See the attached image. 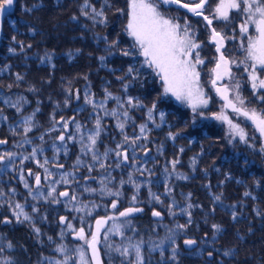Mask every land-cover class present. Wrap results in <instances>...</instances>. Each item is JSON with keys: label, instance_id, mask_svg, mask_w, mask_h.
Here are the masks:
<instances>
[{"label": "trees", "instance_id": "16d2710c", "mask_svg": "<svg viewBox=\"0 0 264 264\" xmlns=\"http://www.w3.org/2000/svg\"><path fill=\"white\" fill-rule=\"evenodd\" d=\"M128 4L15 0L13 10L1 15L0 141L5 143H0V155H15L0 162V264L5 259L10 264H55L66 257L67 264H80L76 250L83 247L86 258L90 254L76 231L84 227L90 235L95 220L126 208L143 212L114 218L105 230L119 226V232L109 233L114 246L140 243L143 264H264V151L255 143L230 144L219 124L203 118L216 108L197 109L203 116L193 113L187 103L164 93L152 69L141 67L144 58L138 50L122 55L134 43L126 31ZM93 7L103 16L93 18ZM113 41L118 43L113 46ZM129 66L138 73L126 75ZM86 94L95 107L86 103ZM128 97L140 106H129ZM18 98H23L19 111L11 106ZM113 109L117 116L105 115ZM125 110L128 118L122 115ZM28 117L31 129L25 132ZM97 118L102 130L91 145L87 138ZM118 123H124L123 130ZM142 124L147 126L143 134ZM169 132L178 135L172 139ZM136 137L140 139L133 145ZM117 151L122 155L117 157ZM173 161L178 162L173 166ZM34 174L43 176V184L31 179ZM65 174L69 183H53ZM64 191L69 197L59 196ZM73 194L75 201L70 200ZM17 203L30 220L17 222ZM188 239L197 246L185 249ZM60 246L66 251L58 252ZM100 252L104 264H136L135 251L121 256L101 243Z\"/></svg>", "mask_w": 264, "mask_h": 264}, {"label": "snow or ice", "instance_id": "6c2138e0", "mask_svg": "<svg viewBox=\"0 0 264 264\" xmlns=\"http://www.w3.org/2000/svg\"><path fill=\"white\" fill-rule=\"evenodd\" d=\"M163 4H177L181 7L187 9L189 12L193 13L195 16L203 17V20L206 21L208 26H211L213 21L209 19L208 16H205L203 10L207 3V0H199V3H196L195 0H192L191 3H183L181 4V0H161ZM14 4V0H0V15H3L6 11L10 10ZM85 6L88 5V0H85ZM230 10H238L242 12L245 16L244 22L240 25L241 34H246L249 31V25H255L256 32L258 35L256 37H248L247 38V57L246 60H250L251 64H247L246 61H240V64L244 65V71L248 73L249 80L251 81V87L254 90V94L258 96V98L264 102V96H260L256 90H264V79L260 78L257 74L259 71H264V0H220V3L216 6V19H222L227 21L229 19V11ZM83 11V9H82ZM92 13L94 14L93 18L96 16H103V11L97 12L96 9L92 8ZM85 16L89 15L88 12H83ZM103 22V21H102ZM126 31L130 37L133 38V45L131 50H124L122 55L129 56L134 55L138 50L139 55L144 58L143 66H147L153 70L156 76L160 78V81L163 84V91L165 94L171 93L176 100L185 102L190 105L193 113H197V109L200 107H206L209 103V100L205 97V93L202 91L200 86V72L197 70L198 65L204 64V60L200 58L199 49L201 48V44L197 43L194 38V33L191 29V25L187 21L183 25L178 22H174L173 19L166 18L159 10L158 5L153 2V0H129L128 4V22L126 25ZM15 39V37H13ZM225 37L221 35L220 32L216 31L215 28L211 29V40L215 42L217 47V52H220L221 46L223 44ZM118 42L113 41L112 44L115 46ZM9 51H14L13 49H9ZM50 59V57H49ZM104 57H101L103 60ZM235 63V61L228 60L222 52H220L219 59L216 62L215 68L211 71L215 73V78L212 79L211 83L215 86L217 80L223 79L225 76L231 78V68L230 64ZM251 69V71H249ZM139 69H136L133 66H129L126 75H132L134 72L138 73ZM19 78V77H18ZM125 89L127 85L124 86ZM235 89L237 90V94L235 96L234 102L229 98L228 92L229 88L225 86L224 88H216L217 93H219L222 98L226 101L225 107H230L234 112L239 115H243L245 118L250 119L255 129L260 133L261 137H264V116L258 114L254 109L247 110L243 108L245 101L242 99L238 93L239 82L237 81L235 84ZM111 97V93H108L105 97V100ZM23 98H18L14 104H11L12 107H17ZM86 103L93 104L95 107V102L93 99L89 98L86 94L85 96ZM237 102L241 105V107H237ZM5 103H9V101L5 100ZM126 103L131 107L140 106V101L133 100L132 97H128ZM103 105V101L101 102V106ZM156 108V104H153L152 108L149 109V120H153V111ZM19 111V108L17 107ZM198 115L203 116V112L197 113ZM105 115L117 116L118 112L116 109H113L111 112H106ZM122 115L125 118H128L127 110L123 111ZM160 119L163 122L165 114L163 112L159 113ZM213 116L217 120H221L226 122L229 126V135L232 138L238 137L241 141L247 142V133L246 131L240 127L239 124L233 123L231 119L228 118L223 112L214 113ZM31 117H28L24 120L25 128L24 131L28 132L31 129ZM121 130L124 129V123H118L117 125ZM80 125L77 124V131L80 130ZM146 124H142L140 126V132L143 134L146 130ZM159 127V125H157ZM101 122L100 119L96 120V128L91 135L88 136V140L91 145H95L97 142V138L101 132ZM169 137L175 139L178 135L177 133H168ZM70 139L72 137H69ZM43 139V137H41ZM61 141L65 139L63 135L59 137ZM140 139V137H136L131 141L134 145L136 140ZM129 138L125 136V142H128ZM30 142V141H26ZM0 143H5V141H0ZM121 145L118 144L117 148H120ZM262 151H264V145H262ZM59 151V149H57ZM183 151V149H181ZM36 154V149L33 150L32 155ZM14 153H5L0 155V162H4L7 158L14 156ZM107 156V150L104 153ZM122 153L117 151L116 156H121ZM28 157H25L27 159ZM93 160L98 161L99 156L95 153L93 154ZM123 160H128L127 151L125 150L123 153ZM47 162V161H45ZM178 161H173V166ZM193 164H195V160L193 159ZM104 167L103 164L100 165ZM119 166V165H117ZM43 167V165H41ZM60 167H63L60 165ZM89 170L91 171V166H89ZM47 172L48 170L45 169ZM50 175V173H49ZM186 178V177H183ZM47 179V177H45ZM69 183L67 179V174L61 177V180L53 181V183ZM103 183V182H102ZM36 184H40V176L36 175ZM25 188H28L29 185L25 183ZM103 190V189H102ZM85 191H95V189H85ZM55 192L53 188L52 191L48 193V196H51L52 193ZM31 194V193H30ZM111 194V193H109ZM42 195V194H41ZM115 195H119V192L115 193ZM248 195V193H245ZM59 196L69 197V193L67 191L60 192ZM157 200L159 197H155ZM33 199H39V196H34ZM47 199V197H45ZM135 199V197H133ZM216 200H219L220 197L216 196ZM71 201L76 200V196L73 194L70 197ZM54 203H59L58 200H54ZM85 207H87L85 205ZM93 207H97L94 205ZM191 207V205H189ZM112 208H116V203H112ZM14 215L17 219V222H23L21 217L24 220H30L31 217L24 211V207L17 203L14 206ZM33 211H36L33 208ZM77 211H84V208H78ZM140 211L137 208H128L124 211L120 212L119 215L121 217H127L130 213ZM154 216H160L159 212H153ZM235 216V213L233 214ZM114 217H101L97 219L95 222V231H92L90 234V238L85 235L84 227H81L78 231H76V235L84 241L85 245L88 249L91 250V257L86 258V253L83 247L77 249L76 251L79 253L80 264H102L98 245L101 243L107 249H113L121 254V256H126L129 254V249H134L136 255V264H143V257L141 255V247L140 243L137 244H129L128 246H114L112 243H109L110 232H119L120 228L118 225H114L112 228L105 230L103 234V241L101 240V228L108 220H112ZM61 222L65 221V217L60 218ZM5 222H8L7 219ZM67 227L72 228L71 224H68ZM178 227H184L183 225H178ZM214 228L218 229L217 225H213ZM39 232V229H36ZM122 234V233H121ZM168 239H172V237H168ZM163 241H161V244ZM184 243L186 245H192L196 242L194 240H185ZM158 246V245H157ZM7 247L12 248L13 245L8 243ZM3 249L0 248V252ZM58 252H65L66 249L63 246L57 248ZM173 254L175 255V249H173ZM229 253H225L228 255ZM211 255V253H209ZM68 257L65 258L64 261H56L55 264H67ZM2 264H10V261L3 260Z\"/></svg>", "mask_w": 264, "mask_h": 264}, {"label": "rangeland", "instance_id": "374dc122", "mask_svg": "<svg viewBox=\"0 0 264 264\" xmlns=\"http://www.w3.org/2000/svg\"><path fill=\"white\" fill-rule=\"evenodd\" d=\"M154 3H156L158 5V10L166 17V18H170V19H173L174 22H178L179 24L182 25V23L184 24L185 21H187L189 23V25H191V29L193 31V33H196L200 27L198 26L197 27V24H195V26H193L194 24L192 23L193 20L192 19H189V20H186V17H185V12L184 11H181L179 9H176L174 7H171V6H165L161 1L159 0H153ZM220 3V0H211V3H210V10L209 12L212 10L211 13H204L205 16H208L207 14H211L209 17V19H211V16L214 17V20H216L218 23H219V26H220V31L223 33V35H225L226 33H230L231 34V31H232V22H229V19L231 17V11H229V19L227 21L225 20H222V19H216L215 16H216V12H215V8L216 6ZM203 18V17H202ZM3 17L0 15V38H1V34H2V23H3ZM213 21V20H212ZM128 22V20H127ZM198 33V32H197ZM221 33V34H222ZM209 36H210V32H209ZM225 37V41H227V45L226 47H230L232 46L233 44V38L230 36H224ZM210 40H211V36H210ZM247 43V40L246 38L244 39V44ZM215 45V44H214ZM245 47V45H244ZM205 49V46L202 47L199 49V51ZM227 55H229L232 59V61H235L232 57V55H230L228 52H227ZM216 56H213V58L211 59V61L213 62L214 66L213 68L215 67L216 65V61H217V57L215 58ZM247 57V55H246ZM246 57H245V61L246 62H249L250 60H246ZM201 58V56H200ZM215 59V60H214ZM204 60V59H203ZM230 60V59H229ZM231 61V60H230ZM239 62V60L237 61ZM233 66H234V70H233ZM203 67H204V64H203ZM242 68L244 70V65L243 64H237V63H231V78L228 77V76H225L223 79H221L220 81H217L216 85L214 86L211 81L212 79H214V74L213 72L211 71L212 69H210V71H207V68L204 67L205 71L201 68H199L197 66V70L200 72V86L202 88V91L205 93V97L209 100V103L206 107L208 108H212L213 110L216 108L215 111H211L209 112L208 114L204 115L203 118L205 119H208L212 122H216L217 124H219L223 129H224V132H225V138L228 140V142L230 144H237L238 142H243V143H246V144H251V145H254V143H257V139L255 137L258 136V133L256 131V129L253 127L251 121L247 120L244 116L242 115H239L237 114L236 112H234L232 109H229L227 107H225L222 99H220L216 94H215V87H218V88H224L225 86H227L229 88V92L228 94L230 95L231 99L235 101V96L237 94V90L235 89V84L236 82L238 81L240 83V77H239V74H240V71ZM203 70V71H201ZM249 71H251V69H249ZM206 74V75H205ZM201 77H202V81H201ZM247 81H250L249 80V77H247L243 83L246 84ZM238 93L240 95V97L243 99L242 95H241V84H239V89H238ZM170 96H172L175 100L176 98L171 94L169 93ZM214 98L217 99L218 101V104H214ZM177 102H181V101H178L176 100ZM248 103V104H247ZM247 103L245 102L244 105L242 106L243 108H247V110H252L254 109L258 114L264 116V102L260 101L259 103L261 104V106L259 105V103H255V104H258V106H251L249 104V102L247 101ZM189 105V104H188ZM190 106V105H189ZM237 107H241V105L237 102ZM200 108H204V107H200ZM198 108V109H200ZM223 112L225 115L228 116L229 119H231L233 121V123L235 124H239L241 128H243L246 133H247V142L245 141H241L238 137H235V138H232L230 135H229V126L226 122H223L221 120H217L215 119V117L213 116L214 113H221ZM249 122H247V121ZM67 124V123H66ZM64 134V132H63ZM148 151V150H146ZM146 151H144V154L146 153ZM55 167H58L57 164H54ZM36 175L37 174H34L33 177H31V179L33 181H36ZM41 178V183L43 184V176L42 175H39ZM117 205V203H116ZM140 209V211H137L136 213H139V212H143V209L142 208H138ZM111 217H114V218H122L120 215H119V212H117V210H111V214H110ZM111 221V220H109ZM107 227H105L101 232V234H104V231ZM85 235L90 238V235H88L86 232H85ZM76 238L79 240L80 238L76 235ZM81 240V239H80ZM83 243L84 241L81 240ZM134 244H137V242H134ZM133 244V245H134ZM129 252H133L134 253V249H129Z\"/></svg>", "mask_w": 264, "mask_h": 264}, {"label": "flooded vegetation", "instance_id": "af4514ba", "mask_svg": "<svg viewBox=\"0 0 264 264\" xmlns=\"http://www.w3.org/2000/svg\"><path fill=\"white\" fill-rule=\"evenodd\" d=\"M185 3H191L192 0H181ZM196 3H199V0H195ZM210 3L211 0L208 1V3L205 5V8L203 10V13H211L212 10L209 12L210 8ZM180 10V9H179ZM182 11V10H181ZM185 12V11H184ZM208 16H210L211 14H207ZM185 17L186 20L192 19L193 20V26H195V24H197V27L199 26L200 29L197 31L198 34L194 37L196 42L201 44L202 47L205 46V49L199 51L200 52V56L201 59H204V67L207 68V71H210V69H213V62L211 61V59L213 58V56L217 57V53L215 50V45L213 44V48L212 50H210L209 44H211L210 42V36H211V29L210 27L206 24V21L203 20V18L200 17H196L193 16L191 14H188L185 12ZM211 19L213 20V28L216 29V31L222 33L220 30V26L219 23L214 20V17L211 16ZM245 16L242 12L238 11V10H232L231 11V17L229 19V22H232L231 26H232V31L231 34L230 33H226L225 35L230 36L233 38V44L230 47H226L224 52L227 55V52L232 55L233 58H235V63L240 64V61H245V57L247 55L246 49H247V43L244 44V39L248 37H256L258 35V33L256 32V28L255 25H249V31L246 34H241L240 32V25L244 22ZM209 32H210V36H209ZM223 34V33H222ZM224 35V36H225ZM245 45V47H244ZM215 57V58H216ZM227 57L232 61L231 57L229 55H227ZM215 60V59H214ZM239 60V62H237ZM247 64H251V61L246 62ZM202 64V69L205 71ZM240 83L241 84V95L244 99V101L247 103V101L249 102V104L253 107L258 106V104H255L256 102L259 103L261 100L258 98L257 95L254 94V90L251 87V81H247L246 84L243 83L244 80L248 77V73L245 72L242 68H240ZM233 70H234V66H233ZM258 76L262 79H264V71H259L257 72ZM201 81H202V77H201ZM258 92V94L260 96H264V90H256ZM248 104V103H247ZM259 105L261 106V104L259 103ZM247 109V108H246ZM247 119V118H246ZM247 121V120H246ZM249 122V121H247ZM250 123V122H249ZM251 124V123H250ZM254 127V126H253ZM255 128V127H254ZM257 131V130H256ZM258 136L255 137L257 139V143H255L258 148H262V145H264V137H261L260 133L257 131ZM128 209V208H126ZM138 209V208H137ZM116 210V209H113ZM124 211V210H122ZM136 213V212H135ZM110 216V215H108ZM107 216V217H108ZM111 221L108 220V224L106 227H108L109 223ZM102 237V234H101Z\"/></svg>", "mask_w": 264, "mask_h": 264}, {"label": "water", "instance_id": "95a60500", "mask_svg": "<svg viewBox=\"0 0 264 264\" xmlns=\"http://www.w3.org/2000/svg\"><path fill=\"white\" fill-rule=\"evenodd\" d=\"M159 1H161V0H159ZM208 1L209 0H207V3H208ZM14 3H15V0H14ZM183 3H185V2H183V1H181V4H183ZM206 3V4H207ZM165 6H171V7H174V8H176V9H180V10H182V11H185L186 13H188V14H191V15H193V16H195L193 13H191V12H189L187 9H185V8H183V7H181L180 5H177V4H164ZM13 6H14V4H13ZM11 7V9L10 10H8V11H6L5 13H8V12H10V11H12L13 10V8L14 7ZM196 17H200V16H196ZM213 28V25H211L210 26V29H212ZM223 37H224V35L223 34H221ZM210 42L211 43H213V44H215V42H213L212 40H210ZM226 45H227V41H223V44H222V46H221V50H220V52H222L223 53V55L229 60V58L226 56V54H225V52H224V50H225V48H226ZM215 50H216V53H217V60L219 59V56H220V52H217V47H216V44H215ZM217 62V61H216ZM216 66V65H215ZM230 66V68H231V64L229 65ZM215 68V67H214ZM232 71V70H231ZM214 74V78H215V73H213ZM217 81H220V80H217ZM216 88H218V87H215V89H214V91H215V94L220 98V99H222V101H223V103H224V105H226V101L222 98V96L219 94V93H217V91H216ZM228 96H229V98L231 99V97H230V95L228 94ZM227 108H229V109H232V108H230V107H227ZM243 116V115H242ZM247 120H249V121H251L250 119H247ZM251 123H252V125L254 126V124H253V122L251 121ZM255 127V126H254ZM67 131H68V129H67ZM149 151H146V153H148ZM68 192V191H67ZM133 213H135V212H133ZM133 213H130L129 215H132ZM101 218V217H100ZM100 218H98V219H100ZM96 221V220H95ZM107 224H108V221L104 224V226L101 228V230L100 231H102L106 226H107ZM93 231H95V224H94V229H93ZM102 233V232H101ZM188 240H192V239H188ZM195 241V240H194ZM196 243L195 244H192V245H186L185 243H183V246H184V248L185 249H187V250H189V249H193V248H195L196 246H197V241H195ZM98 248H99V255H100V258H101V261H102V264H104V262H103V257H102V253L100 252V247H99V245H98ZM89 250V254H90V257H91V250L90 249H88Z\"/></svg>", "mask_w": 264, "mask_h": 264}]
</instances>
